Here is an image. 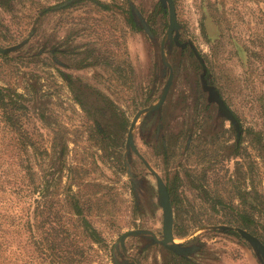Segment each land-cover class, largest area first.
Segmentation results:
<instances>
[{
	"label": "rangeland",
	"instance_id": "rangeland-1",
	"mask_svg": "<svg viewBox=\"0 0 264 264\" xmlns=\"http://www.w3.org/2000/svg\"><path fill=\"white\" fill-rule=\"evenodd\" d=\"M174 1L179 46L160 0H0V46L11 49L0 52V86L25 95V129L49 151L38 177L49 179V206L66 222L64 247L86 251L75 264H264L235 230L237 210L219 204L254 203L259 236L264 148L247 129L264 130V0ZM171 70L165 103L133 127L138 155L128 135ZM205 81L238 116L237 130ZM140 156L169 189L175 241L201 246L197 253L155 240L164 237L163 209L157 177ZM71 189L106 246L78 226ZM34 196L41 213L45 199ZM20 240L24 264L20 257L34 252L27 235Z\"/></svg>",
	"mask_w": 264,
	"mask_h": 264
},
{
	"label": "trees",
	"instance_id": "trees-1",
	"mask_svg": "<svg viewBox=\"0 0 264 264\" xmlns=\"http://www.w3.org/2000/svg\"><path fill=\"white\" fill-rule=\"evenodd\" d=\"M25 101L22 93L0 86V264H19L18 252L21 253L22 235L29 237L28 244L33 247L34 252L32 255L24 254L23 258L20 257L24 264H35L36 261L37 264H75L85 257L86 251L78 243L72 245L71 252L64 247L63 242H66L69 232L66 222L59 216L60 209L53 211L52 206H49L46 198L50 189L49 179L46 177L42 185L38 177L37 166L43 165L49 151L38 145L25 129V120L30 111ZM230 110L238 121V116L231 108ZM247 133L259 135V143L264 148L263 129L256 131L248 127ZM38 192L45 199L41 213L39 205L34 206L38 202L34 195ZM72 193L71 198L66 200L77 216L78 226L82 227L91 241L104 243L102 246H106L100 232L84 215L80 198ZM219 204L237 210L235 220L239 226L256 233L253 227L255 215L251 213V209L256 208L254 203L243 201L235 206L234 203L228 204L220 200ZM259 209L262 212L259 214V224H262V229L259 227V238L264 242L263 200L259 202ZM39 213H43V216L45 214L43 223L46 224L42 225L45 226L42 239H38L35 232V221Z\"/></svg>",
	"mask_w": 264,
	"mask_h": 264
},
{
	"label": "water",
	"instance_id": "water-1",
	"mask_svg": "<svg viewBox=\"0 0 264 264\" xmlns=\"http://www.w3.org/2000/svg\"><path fill=\"white\" fill-rule=\"evenodd\" d=\"M163 6L168 7L169 9V14H170V25H169V36H173V31H177L175 34V40L178 42V37H179V23H178V18H177V9H176V4L174 0H160ZM136 15L139 17L141 20L144 28L146 31L152 35V32L146 23V21L143 19L142 15L140 12L135 11ZM11 49H4L0 46V52L1 51H9ZM164 54V53H163ZM166 65H169L166 63ZM172 83V74L170 75V78L167 82V85L163 91V94L159 100L158 103L151 105L150 107H147L143 109L135 118L133 126L131 128V131L128 135L127 139V147L132 149L134 152H136L139 155V151L137 150V147L135 145V140H134V135H133V127L135 126V123L137 119L140 117L142 113L146 112V117H150L152 114L158 112L160 107L162 106L165 97L167 96V93L169 91L170 85ZM205 88L209 91V97L210 100L215 101L219 105V110L222 114H224L228 119H230L236 127H238V121L233 114V112L230 110V108L226 105L225 101L219 94V92L215 89L213 85H208L207 82H204ZM141 157V156H140ZM142 158V157H141ZM143 159V158H142ZM145 164L149 167V169L156 175L157 177V184H158V194H159V203L163 209V233L164 237L161 240H158L157 238L155 239L156 241H159L160 243L164 245H168L170 248L175 250L176 252L183 254L184 249L180 246L179 243L175 241V234H174V210H173V205L170 199V194L167 188V185L164 183L163 179L154 171L153 168L149 165L145 159H143ZM218 228L221 229H233V227L227 226V225H219L217 226ZM237 230L243 237H245L250 244L253 246L254 250L260 257V259L264 262V243L263 241L253 235L251 232L247 231L246 229L243 228H236ZM141 233H145L144 231H140ZM126 237V236H125ZM124 237V238H125Z\"/></svg>",
	"mask_w": 264,
	"mask_h": 264
},
{
	"label": "flooded vegetation",
	"instance_id": "flooded-vegetation-1",
	"mask_svg": "<svg viewBox=\"0 0 264 264\" xmlns=\"http://www.w3.org/2000/svg\"><path fill=\"white\" fill-rule=\"evenodd\" d=\"M179 32V31H178ZM177 33V32H176ZM179 34V37H178V42L175 40V35H174V37H173V39H172V46H174V45H177V46H179V45H183V43H181L180 42V33H178ZM185 45V44H184ZM172 74V83H173V79H174V73H173V71L171 70V72L169 73V75H168V80H169V78H170V75ZM168 80H167V82H168ZM172 83H171V85H170V88H171V86H172ZM166 85H167V83H166ZM170 88H169V91H170ZM169 91H168V93H167V96H168V94H169ZM163 94V93H162ZM162 96V95H161ZM167 96L165 97V100H164V102H163V104L165 103V101H166V98H167ZM161 98V97H160ZM160 98H159V100H160ZM159 100L156 102V103H158L159 102ZM156 103H154V104H156ZM163 104H162V106H163ZM161 106V107H162ZM228 106V105H227ZM161 107H160V109H161ZM229 107V106H228ZM159 109V110H160ZM230 120V119H229ZM230 122L233 124V126H234V128H235V130H237L238 129V127H236L235 126V124L230 120ZM158 129V128H157ZM158 130H160V129H158ZM157 133H158V135L160 134L159 133V131H157ZM238 133V132H237ZM138 150V149H137ZM168 188V187H167ZM168 191H169V189H168ZM169 194H170V192H169ZM170 199H171V197H170ZM171 202H172V200H171ZM172 205H173V202H172ZM161 206V205H160ZM173 210H174V206H173ZM163 217H164V215H163ZM238 228H243V227H238ZM243 229H245V228H243ZM227 230H229V231H232L233 229H227ZM247 231H249V232H251L250 230H248V229H246ZM237 232V231H236ZM253 235H255L253 232H251ZM256 237H258L259 238V236H257V235H255ZM243 237V236H242ZM245 238V237H244ZM246 239V238H245ZM261 239V238H260ZM247 240V239H246ZM262 240V239H261ZM248 241V240H247ZM178 243V242H177ZM264 243V242H263ZM180 244V246L184 249V252H183V254L184 255H186V256H189L192 252H195V253H197L200 249H201V246H198V245H196L195 243H185V244H181V243H179ZM166 246V245H165ZM168 246V245H167ZM169 247V246H168ZM253 247V246H252ZM170 248V247H169ZM172 249V248H171ZM173 250V249H172ZM173 251H175V250H173ZM176 252V251H175ZM178 253V252H177ZM117 255V257H115ZM115 256H114V258H118L120 255H119V253H115ZM116 260V259H115Z\"/></svg>",
	"mask_w": 264,
	"mask_h": 264
}]
</instances>
